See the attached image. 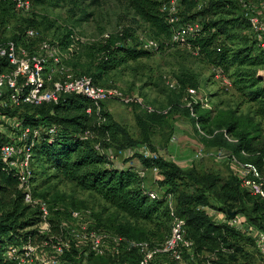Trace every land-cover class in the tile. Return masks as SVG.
<instances>
[{
  "label": "trees",
  "instance_id": "16d2710c",
  "mask_svg": "<svg viewBox=\"0 0 264 264\" xmlns=\"http://www.w3.org/2000/svg\"><path fill=\"white\" fill-rule=\"evenodd\" d=\"M53 1L57 4L67 1L73 4L79 1H90L92 5L99 2V0ZM166 1L126 0L134 17L150 29L153 34L150 37L158 43L159 36L170 39L171 35V25L167 22L166 13L161 10ZM181 4L186 5L187 12L191 13L186 17L180 13L181 21L199 20L201 23L198 36L189 43L188 47L203 56L215 71L227 74L234 66L264 67V48L258 46L248 22L243 17L238 0H202L200 8L195 0H181ZM26 22L28 24L26 28L14 32L8 39L4 32L9 26L3 22L0 26V42L10 40L17 44L24 43L25 30L35 29L36 26V20L33 18ZM239 22L244 23L252 34L251 41L257 52L253 57V49L247 46L246 42L242 43L241 47L231 44L233 36L230 35L229 30L238 28L241 25ZM71 36L72 34L67 32L57 42L49 43L57 44L61 50H64L72 43ZM40 41L42 39L38 38L32 44L35 45ZM84 53L90 63V73L77 74L73 69L72 72L76 76L90 77L95 85L102 87L98 82L107 73L130 61L146 57L151 52L139 49L138 41L136 42L133 38V34L124 31L113 39L87 47ZM74 54L64 62L65 65L74 57ZM0 65L5 66V61L0 60ZM179 81L183 86L186 84V80ZM260 81L255 73L249 85L250 89H254L249 94L251 101L264 102V86L257 87ZM187 84L190 87L189 90H197L198 85L193 80H188ZM104 103H101L99 110L96 111L89 99L82 95L71 94L62 95L57 104L26 105L15 110L0 107V116H16L24 127L37 128L48 125L56 128L51 142L45 134H42L32 150L33 197L48 203L50 222L53 217V222L56 221L54 224L57 225L52 228L53 233L59 235V225L61 227L63 224L59 223L60 210L52 208L44 194L38 192L37 181L42 174L40 170L42 167H50L57 173L69 177L83 190L95 192L106 205L125 216L133 224L152 223L164 217L171 221L166 197H172L175 200V214L185 222V239L191 243L190 249L183 250L181 253L183 258L189 260V264H234L237 259L240 261L245 259V248L252 247L256 250L250 236L238 232L227 222L235 215H243L254 228L264 229V200L243 189L233 171L228 172L225 177L212 172L199 174L196 169H182L173 161L156 154L154 158L133 154L131 159H137L145 170L155 169L160 176L158 184L164 188V195L160 199L151 200L147 195L148 191L143 188L142 178L132 168H116L105 152L111 150L117 154L145 145L150 153H156L151 143V135L156 126L163 124V114L145 110L144 116H134L140 136L135 139L125 124L115 121L105 111ZM172 106L175 107L176 104ZM88 109H90L89 113H87ZM181 111L195 127L199 125L203 130L207 128L210 112H200L199 104H192L191 108L186 107ZM255 115L264 118V108H259ZM217 125L218 127L214 128L217 132L210 130L209 139H207L210 142L203 146L228 152L240 161L241 156H251L252 160L247 163L255 165L264 175V147L256 144L259 134L252 120L244 119L243 124H240L233 113L229 112L226 121ZM205 137L206 135L201 136L202 139ZM227 137L236 142L228 141ZM3 143L4 135L0 132V146ZM4 168L0 159V243L18 245L28 240L32 241L35 236L39 237L38 241L46 239L34 230L39 222L37 210L23 204V196L18 190V181L14 173ZM212 201L217 205H213ZM207 208L223 212L226 221L215 222L206 212ZM128 228L127 231L135 229L131 224ZM101 229L127 239L134 238L132 234L126 233L127 231L115 232L112 229ZM163 257L169 256L161 255L156 262ZM94 259H104L109 260L110 264L114 263L111 258ZM118 259L122 263L130 260L137 264L140 257L136 252H123ZM62 261L66 262L64 264H73L81 260L76 259V252L71 249L64 253ZM0 264H2L1 260Z\"/></svg>",
  "mask_w": 264,
  "mask_h": 264
},
{
  "label": "rangeland",
  "instance_id": "374dc122",
  "mask_svg": "<svg viewBox=\"0 0 264 264\" xmlns=\"http://www.w3.org/2000/svg\"><path fill=\"white\" fill-rule=\"evenodd\" d=\"M177 7L176 13H181L186 17L187 6L181 4V0H175ZM264 1V0H261ZM30 8L27 11L15 9L11 1L0 2V26L5 22L9 27L4 32L5 37L10 38L14 32L28 26L30 19L36 20L34 27L39 33V39L48 42H57L58 39L72 34L71 40L76 48L74 57L68 62L67 67L73 69L77 74H89L90 63L85 57L84 50L98 42L108 41L115 38L124 31L133 34L137 42L138 36L149 38L153 36L150 29L138 21L126 0H99L96 5L90 1L56 3L53 0H29ZM180 18V17H179ZM241 24L234 30H229L232 35L231 44L241 47L246 42L247 46L253 49L252 57L256 55V48L253 47L250 30L247 26ZM105 36H108L106 38ZM151 38V37H150ZM159 46L157 50L152 51L146 57L136 61H130L123 66L107 73L98 83L106 89H117L127 98L134 100L133 103H124L121 101H108L104 103L105 111L112 118L126 125L131 136L139 138V130L134 121V116L145 115V110L150 109L157 113H162L163 124L156 126L151 135V143L156 149V155L173 161L180 168L196 169L199 174L217 173L225 177L233 168L226 161L215 158L216 149L206 148L209 139V131L218 127L228 118V113L232 112L234 118H237L240 124L244 119H251L253 126L259 134L256 141L258 146L264 147V118L257 117L255 112L259 108H264L260 101H251L249 94L254 89H250L255 73L263 70L264 67H232L227 74L215 71L209 65L205 58L187 46H178L170 42L164 36H159ZM36 42L35 45H37ZM80 52V53H79ZM68 61V60H67ZM186 80V84L181 83ZM258 88H262L264 83L262 79ZM188 80H193L198 87L195 94H190L187 84ZM176 82L177 88L172 90L166 82ZM200 105V112H210V121L202 129L201 126H194L186 116L183 110L192 104ZM176 104V106H172ZM90 112V109H88ZM87 110V113H89ZM97 111V110H96ZM240 128V127H239ZM206 135V139L201 136ZM205 145V146H203ZM149 152L147 146L140 145L133 150H125L114 154L111 150H106L109 159L112 160L116 168H132L143 180V188L148 192H153L160 199L164 195V188L158 184L160 176L158 172L152 169L145 171L137 159H131L133 154ZM242 162L252 160L251 156H241ZM42 174L37 181L38 192L44 194L46 200L52 208L60 210V224L70 226L71 219L69 212L71 210L90 211L94 220V226L112 229L115 232H126L131 224L135 229L127 231L135 238L148 242L151 246H160L168 238L171 229V221L168 218H161L152 223H135L129 221L125 216L117 213L106 205L95 192L83 190L73 180L64 174H59L50 167L40 168ZM142 175V176H141ZM169 209H175V200L172 197H166ZM217 205L216 202H211ZM209 216L214 218L217 223H224L226 216L217 209H206ZM241 228H236L238 232L248 236L247 229L254 228L246 218ZM56 221L51 224L56 227ZM59 229L61 227L59 225ZM34 230L35 227H34ZM61 233V232H60ZM40 235L39 233H37ZM42 236V235H40ZM45 236V235H43ZM39 237H34L32 242L38 246L37 253L40 255L44 249L39 246ZM43 239H41L42 241ZM40 247V248H39ZM183 251V250H182ZM182 253V252H181ZM245 259L236 260L234 264H264L258 252L247 247L244 250ZM76 261L73 264H110L109 260L87 258L86 260ZM157 264H189V260L182 257L181 261L176 262L169 257H163L156 262ZM126 264L132 263L126 260Z\"/></svg>",
  "mask_w": 264,
  "mask_h": 264
},
{
  "label": "built area",
  "instance_id": "2783aa9c",
  "mask_svg": "<svg viewBox=\"0 0 264 264\" xmlns=\"http://www.w3.org/2000/svg\"><path fill=\"white\" fill-rule=\"evenodd\" d=\"M5 1V0H0ZM9 1V0H8ZM15 9L27 11L29 0H10ZM198 8L202 0H195ZM243 11V17L249 24L252 34L260 48H264V1L238 0ZM176 1L167 0L162 5V12L167 15L171 25L170 42L178 46H187L201 30L199 20L181 21L176 13ZM108 38V36H105ZM24 43L13 41L0 42V107L4 109H19L23 106H40L57 104L62 95H82L89 99L98 111L100 104L108 101L133 103L117 89H106L95 85L90 77L76 76L64 62L76 51L73 42L64 50L57 44L42 40L37 45L32 42L39 38L35 29H27L23 34ZM138 48L152 52L157 50L159 43L153 38L138 36ZM264 83V69L257 73ZM172 90L177 88L176 82L167 81ZM195 94L194 90H188ZM148 112L152 110L147 109ZM89 112V110H88ZM2 124L0 132L4 135V143L0 146V159L4 169L14 173L18 181V190L22 193L23 204L38 212L39 222L35 226L37 233L45 235L40 241L44 251L37 253L38 246L30 240L18 245L0 243V260L2 264H64V253L74 249L76 259L111 258L113 264H126L119 261L123 252H136L140 257L137 264H156L161 255H167L172 260L181 261L182 250H189L191 243L185 239V222L179 218L173 209H169L171 229L168 238L160 246H151L146 241L128 240L111 231L94 226L90 211L73 210L70 212V226H61L58 236L51 235L50 210L48 203L33 197V147L42 134L51 142L56 128L54 126L24 127L21 120L6 115L0 116ZM228 141L236 142L232 138ZM145 158H154V153L144 152ZM214 156L226 161L240 181V186L251 195L264 200V175L250 163L241 162L232 154L216 150ZM154 172H157L153 169ZM151 200L157 199L153 192H147ZM245 220L241 215H235L228 220L231 227L241 228ZM247 235L255 244L260 258L264 261V229L248 228ZM40 248V247H39Z\"/></svg>",
  "mask_w": 264,
  "mask_h": 264
},
{
  "label": "crops",
  "instance_id": "0c3cea01",
  "mask_svg": "<svg viewBox=\"0 0 264 264\" xmlns=\"http://www.w3.org/2000/svg\"><path fill=\"white\" fill-rule=\"evenodd\" d=\"M122 168L124 167V166H121ZM145 171H148V170H145ZM142 176V175H141ZM213 220H214V218L212 217V216H210Z\"/></svg>",
  "mask_w": 264,
  "mask_h": 264
}]
</instances>
